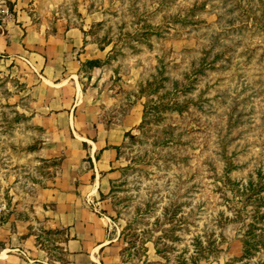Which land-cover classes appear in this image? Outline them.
Listing matches in <instances>:
<instances>
[{
	"label": "rangeland",
	"instance_id": "374dc122",
	"mask_svg": "<svg viewBox=\"0 0 264 264\" xmlns=\"http://www.w3.org/2000/svg\"><path fill=\"white\" fill-rule=\"evenodd\" d=\"M5 20L45 40L0 52L2 211L69 157L45 148L32 87L48 38L75 32V130L126 127L99 208L123 264H264V0H0Z\"/></svg>",
	"mask_w": 264,
	"mask_h": 264
},
{
	"label": "crops",
	"instance_id": "0c3cea01",
	"mask_svg": "<svg viewBox=\"0 0 264 264\" xmlns=\"http://www.w3.org/2000/svg\"><path fill=\"white\" fill-rule=\"evenodd\" d=\"M4 28L7 32L0 33V52L10 58L30 53L35 39L39 45L34 47L43 48L44 36L40 32L34 37L30 22L19 27L5 20ZM48 39L44 57L36 64V70H41L39 79L32 87L36 117L46 135L58 136L48 139L45 148L70 153L51 184L29 197L31 207L21 213L19 208L0 212V264H123L107 217L99 208L106 206L100 194L107 193L126 127L100 121L95 127L84 125L83 137L79 135L76 120L85 121L88 114L87 107L80 106L83 91L77 84L72 46L81 45L83 37L68 32L60 40ZM84 145L88 161L80 160Z\"/></svg>",
	"mask_w": 264,
	"mask_h": 264
},
{
	"label": "trees",
	"instance_id": "16d2710c",
	"mask_svg": "<svg viewBox=\"0 0 264 264\" xmlns=\"http://www.w3.org/2000/svg\"><path fill=\"white\" fill-rule=\"evenodd\" d=\"M247 241H249V240H247ZM247 241L244 240L245 245H246V247H245V251H244L245 255H247V254L250 252V246L253 247L252 245H253V244H256V243L251 244V243H248ZM158 251L160 252L161 250H158ZM165 251H166V250H165ZM175 264H187V260H186L185 258L181 257V256H178V257L175 259ZM246 264H247V263H246Z\"/></svg>",
	"mask_w": 264,
	"mask_h": 264
},
{
	"label": "built area",
	"instance_id": "2783aa9c",
	"mask_svg": "<svg viewBox=\"0 0 264 264\" xmlns=\"http://www.w3.org/2000/svg\"><path fill=\"white\" fill-rule=\"evenodd\" d=\"M2 209H3V206H0V212L2 211Z\"/></svg>",
	"mask_w": 264,
	"mask_h": 264
}]
</instances>
